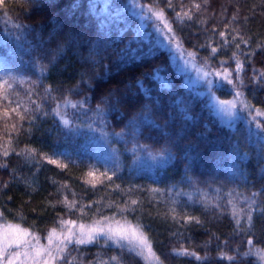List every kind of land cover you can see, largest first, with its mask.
I'll return each mask as SVG.
<instances>
[{"label":"trees","instance_id":"trees-1","mask_svg":"<svg viewBox=\"0 0 264 264\" xmlns=\"http://www.w3.org/2000/svg\"><path fill=\"white\" fill-rule=\"evenodd\" d=\"M141 4L162 10L186 54L210 71L228 70L252 110L264 112V0ZM134 26L105 15L96 0H0L2 221L45 240L53 228L66 231L61 219L90 226L136 199L124 215L142 225L162 264H264L243 255L248 239L264 249V132L225 121L172 52L144 41ZM216 82V94L230 99L233 84ZM65 200L75 203L71 211ZM180 249L202 259L176 255ZM138 252L103 239L72 243L54 264L112 256L156 264Z\"/></svg>","mask_w":264,"mask_h":264},{"label":"snow or ice","instance_id":"snow-or-ice-1","mask_svg":"<svg viewBox=\"0 0 264 264\" xmlns=\"http://www.w3.org/2000/svg\"><path fill=\"white\" fill-rule=\"evenodd\" d=\"M171 6V5H170ZM147 11L152 14L153 17H155L157 20H160L162 23H164V27L168 29V32H171V26L167 23V21L164 20V14L163 11H157L152 6H146ZM197 9L200 8L199 4L194 5ZM185 16H188L189 19H191V16L188 13H184ZM177 18L182 19L180 17V14L177 13ZM235 19V17H233ZM157 34L163 33L166 39H168L169 44L176 41L175 35H167V33L163 32V29H160L157 27L156 29ZM223 35V33H221ZM177 47H179V43L177 42ZM239 47V45H237ZM170 50V49H169ZM213 53L216 52V49H212ZM194 53H188L189 57H194ZM241 70V65L239 61H237L236 65V71L239 72ZM217 75H220L217 73ZM261 77H264V72L260 73ZM223 78L227 80L228 84H233V80L231 79V74L225 72L223 74ZM9 83V81H5V84ZM242 83V81H241ZM264 83V81H262ZM142 87V85H141ZM233 87L235 85L233 84ZM242 96V93L237 91L236 97L238 99V102L242 104V111L243 110H249L251 113V105L247 102L240 101L239 98ZM66 106H71L73 108L77 107L76 104H70L68 100L64 101ZM235 103L230 102V107L235 108ZM99 111V109H98ZM54 112L57 116L61 117L62 122L67 125L69 121L67 119L63 118V115L60 111V106L57 105L56 109H54ZM256 115H264V112L261 111V109L257 108L255 109ZM23 118V117H21ZM255 121V117H253V120L249 123ZM256 128L260 132H264V121L256 122ZM4 156L8 155V152L5 151L3 153ZM19 155V153H17ZM47 158V157H46ZM168 158H171L169 155ZM49 163H55L57 166H61L57 160L48 158ZM66 166V165H65ZM0 167H6V165H0ZM89 176L94 175L93 172L88 173ZM102 175L107 176L109 180L112 179L111 176H108V173L105 172ZM95 186V185H93ZM4 187H7L5 184ZM119 187V186H117ZM155 191V190H154ZM253 200L252 204H255V197L257 196V193H253ZM231 203V201H229ZM65 204L68 205L69 211H71L75 207V203L68 204L67 200H65ZM138 201L136 199H132L130 203L125 202L123 207H120L119 205H116L117 212L115 215L108 217L105 216L101 220L94 221L92 225L85 226L84 224H79L77 227V222L73 220H63L61 219L60 223L62 226L66 227V232H63V239H60L58 251L64 252L67 248L68 244L75 243L76 245H86V244H92V243H99L100 237H104V242L107 244L108 242H111L112 244L116 245L119 248H124L126 245L131 246L129 247V251L133 250V247L138 248L139 252L138 255L143 256L146 260H154L156 264H162V261H160V258L156 255V253L152 250L151 242L149 241L147 235L143 231L142 225L137 222L136 224H132L131 221L127 219V217L124 215L125 212L129 211H135V208L133 206L137 205ZM109 207H112L113 205L109 204ZM85 207H91V205L82 206L79 211L81 213L84 212ZM253 209L249 208V214L247 215V220L249 224L251 225L252 221V215L251 211ZM235 214V213H234ZM116 215H119L121 217L120 220L116 219ZM0 218H3V213H0ZM192 219V218H189ZM200 221L197 219L196 223H199ZM237 224L239 225V220H237ZM0 228L3 229L2 233H0V264H15L17 260L20 259L21 256L27 258L35 259V256H39L42 251L48 252V255L51 256L52 253L49 249H41L37 250L35 252V256H32L28 250V241L25 239L29 235L26 229H21L19 225H13L10 223H7L5 221L4 224L0 225ZM73 228H76V231H73ZM56 235V229L53 228L52 232L50 233L48 239L51 243L52 236ZM247 244L249 246V251L244 252V256H251L256 255L259 259L264 260V249L255 248L253 245V240L248 239ZM23 247V250L21 251V246ZM15 248L14 251H9V249ZM176 255H191L196 258V260H201L202 258L198 255H196L195 252H189L186 249H180V250H174ZM146 253V255H145ZM228 259L230 261H233L236 259L234 256H221V259ZM55 259V257H53ZM46 264V262H45ZM100 264H120V258L118 256H112L109 258V260L101 261Z\"/></svg>","mask_w":264,"mask_h":264},{"label":"rangeland","instance_id":"rangeland-1","mask_svg":"<svg viewBox=\"0 0 264 264\" xmlns=\"http://www.w3.org/2000/svg\"><path fill=\"white\" fill-rule=\"evenodd\" d=\"M99 4H101L105 15L110 17H115L120 20H124L126 22H134L135 23V30L141 33L142 39L146 42L151 43L152 40L156 43L161 44L164 48L170 49L173 54V60L175 65L177 66L178 70L185 74L188 83L190 86L198 90L200 93L204 95H208L211 98L212 104L216 112L224 118L227 122H238L242 121L247 127L252 129L253 131L258 132L261 134L260 131L256 128V122H260V116L256 115V112L252 110L251 113L249 110H241L242 104L238 102L236 97L237 91L241 92L240 90H236L237 85L234 83L235 87L234 90L230 95V99H221L214 90V84L216 80L220 79L219 82H216L219 86L223 85L224 82H221L223 78V74L225 72L229 73L226 69H206L194 61L193 57H189L186 52L184 51L183 47H177V37L176 41L169 44L168 39L165 38L163 33L157 34L156 29L159 27L163 29L164 33L171 36L173 35V29L171 32H168V29L164 27V23L160 20H157L155 17L152 16L150 12L147 11V7H144L141 4V0H96ZM155 10H157L155 8ZM159 11V10H157ZM164 20L171 26L169 21L164 15ZM241 65V70L239 72L236 71L235 68V75L239 80L242 79V74L244 72L243 65L239 61ZM237 65V62H236ZM219 73L220 75H217ZM243 96V95H242ZM240 97V101H245L243 97ZM230 102L235 103V108L230 107ZM255 117V121L249 123ZM5 222L2 221L0 218V225L4 224ZM79 224H77V227ZM21 228V227H20ZM23 229V228H21ZM3 229L0 228V233H2ZM73 231H76V228H73ZM29 235L25 237V239L29 242L27 247L32 256H35V252L41 249H49L52 253L51 256L48 255V252L42 251L39 256H35V259L27 258L21 256L19 260L15 262V264H54L57 258L60 256V252L58 251V246L60 239H63V232L56 233V235L52 236L51 243L49 239H42L41 237L33 234L30 231H27ZM66 232V231H65ZM103 239L104 237H100L99 240ZM127 246V245H126ZM23 245L21 246V251L23 250ZM131 247V246H127ZM135 248V247H133ZM139 250L138 248H135ZM15 248L9 249V251H14ZM55 257V259H53Z\"/></svg>","mask_w":264,"mask_h":264}]
</instances>
